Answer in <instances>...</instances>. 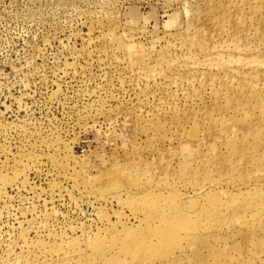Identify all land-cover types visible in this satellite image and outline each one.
I'll list each match as a JSON object with an SVG mask.
<instances>
[{
  "label": "rangeland",
  "instance_id": "obj_1",
  "mask_svg": "<svg viewBox=\"0 0 264 264\" xmlns=\"http://www.w3.org/2000/svg\"><path fill=\"white\" fill-rule=\"evenodd\" d=\"M263 61L264 0H0V264H264Z\"/></svg>",
  "mask_w": 264,
  "mask_h": 264
},
{
  "label": "bare ground",
  "instance_id": "obj_2",
  "mask_svg": "<svg viewBox=\"0 0 264 264\" xmlns=\"http://www.w3.org/2000/svg\"><path fill=\"white\" fill-rule=\"evenodd\" d=\"M223 43H221L220 45H222ZM232 46V45H231ZM128 47H130V46H127V48ZM230 48V44H226V45H222L220 48H216L215 50H214V53L215 54H217V57L219 56V54H221V50L223 49V48ZM233 47H235L236 48V50H238L239 52L238 53H240V48H242V47H240V45H238V44H234L233 45ZM232 48V47H231ZM244 49V48H243ZM243 54V53H242ZM209 56L210 55H212V54H208ZM236 57V56H235ZM192 58V57H191ZM212 58H216V56H213ZM237 58H242L241 56L239 57V54H237ZM232 59H234V57H233V55L231 56V57H228L227 58V60H232ZM224 61V60H223ZM237 61H239L238 59H237ZM213 62L215 63V64H213ZM262 62V61H261ZM185 64H184V66H186L187 68H189L188 69V71L190 70L191 72H194L196 69H199L198 67H200V65H204L203 67H206L207 65H209V66H213V65H217V63L215 62V61H212V62H209V59H205V60H202V61H198V59H196V58H194L193 60H187V61H185L184 62ZM192 63H193V66H192ZM263 63H264V61H263ZM197 64H198V67H197ZM155 72V71H154ZM196 72V71H195ZM202 72V71H201ZM190 73V72H189ZM203 73V72H202ZM177 79H181V78H179L178 77V74L177 75H175V77L173 78V80H172V82L174 83V82H176L177 81ZM179 81V80H178ZM254 85H255V83H254Z\"/></svg>",
  "mask_w": 264,
  "mask_h": 264
}]
</instances>
